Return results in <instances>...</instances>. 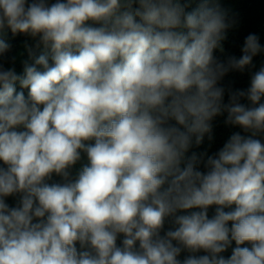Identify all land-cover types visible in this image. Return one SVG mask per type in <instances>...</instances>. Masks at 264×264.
I'll list each match as a JSON object with an SVG mask.
<instances>
[{
    "label": "clouds",
    "instance_id": "1",
    "mask_svg": "<svg viewBox=\"0 0 264 264\" xmlns=\"http://www.w3.org/2000/svg\"><path fill=\"white\" fill-rule=\"evenodd\" d=\"M219 4L0 0V264H264V48L220 61ZM5 29L35 41L22 73ZM225 113L241 131L191 151Z\"/></svg>",
    "mask_w": 264,
    "mask_h": 264
},
{
    "label": "trees",
    "instance_id": "2",
    "mask_svg": "<svg viewBox=\"0 0 264 264\" xmlns=\"http://www.w3.org/2000/svg\"><path fill=\"white\" fill-rule=\"evenodd\" d=\"M198 5L193 4L188 10L191 11L192 8H196ZM220 8L227 12L229 19H234L235 24L227 29V39L222 42L223 50L217 49L214 55L220 61H227L229 57L235 56L237 58L242 54V47L245 42V38L249 34H256L259 37V42L264 48V0H220ZM4 39L11 45L10 51L5 53L4 66L15 67L17 73H22L23 62L28 60L29 63V53L26 50L25 45H34L30 37L23 34H18L15 37L12 35L10 30L5 29ZM35 54H40L39 49L34 50ZM13 57L15 61L13 63ZM253 63L255 68L251 69L252 72L258 70L262 64H264V51L257 54L253 58ZM250 82V71L246 68L243 71L232 70L227 73L221 80V85L225 88L232 89H246ZM17 90L19 89V84H17ZM26 93V90H25ZM224 102H228L227 93L224 96ZM226 118V113L222 116L214 118L213 124V141L209 142L207 136H205L204 142L200 147H195L191 151L202 152L207 150L209 154L215 153L219 148L223 146V143L229 138V136L236 131H241L238 127L226 126L224 120ZM243 134V133H242ZM190 154V153H189ZM83 159L77 163L71 170L72 176L74 177L82 163L86 162V156L82 154ZM2 163V162H0ZM54 182H61V178L58 176H53ZM17 198L9 197L7 203L10 206H14ZM215 206L209 209V216L213 215ZM170 225L166 224L167 229ZM163 234V233H162ZM122 239V237L120 238ZM120 240L118 239V244ZM233 246H235L233 244ZM231 249L223 255H230ZM186 255V253L182 254Z\"/></svg>",
    "mask_w": 264,
    "mask_h": 264
}]
</instances>
